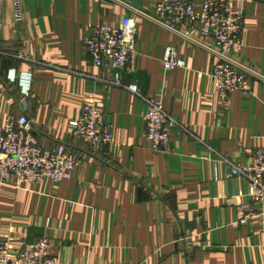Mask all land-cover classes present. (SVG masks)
<instances>
[{
  "label": "crops",
  "instance_id": "0c3cea01",
  "mask_svg": "<svg viewBox=\"0 0 264 264\" xmlns=\"http://www.w3.org/2000/svg\"><path fill=\"white\" fill-rule=\"evenodd\" d=\"M2 0L0 124L25 115L44 149L63 144L77 157L72 177L14 186L0 183V238L9 258L45 236L59 264H264V204L230 164L250 163L264 147V80L248 96L221 101L210 76L213 56L163 28L137 19L125 84L110 85L82 43L99 24L118 26L127 10L116 0ZM150 11L154 0H123ZM199 5L205 0H191ZM244 7L241 46L233 55L264 76V0ZM195 37L211 46L210 38ZM175 46L184 68L165 70ZM30 72L28 96L9 80ZM162 101L177 122L168 149L145 138L147 99ZM104 113L111 141L90 148L71 135L84 105ZM248 216L245 224L240 217Z\"/></svg>",
  "mask_w": 264,
  "mask_h": 264
},
{
  "label": "built area",
  "instance_id": "2783aa9c",
  "mask_svg": "<svg viewBox=\"0 0 264 264\" xmlns=\"http://www.w3.org/2000/svg\"><path fill=\"white\" fill-rule=\"evenodd\" d=\"M127 10L118 26L106 23L94 27L83 37L87 58L95 67L105 66L109 73L106 82L138 94L135 83L125 84L122 73L128 68L136 41L137 19L155 24L181 42L202 46L213 56L210 76L215 82L216 93L221 101H227L234 92L248 96L252 92L253 80H264V76L233 54L241 46L244 7L241 3L233 8L229 0H205L199 5L191 0H154L150 11L137 8L123 0H116ZM16 20L21 19V1L14 0ZM2 0H0V26ZM210 38L212 45L198 40ZM1 46V41H0ZM162 64L165 70L184 68L186 63L179 58L175 46L164 50ZM9 80L16 82L20 92L28 96L32 74L15 71ZM145 138L152 150L164 152L168 149L170 130L177 126L175 119L156 98L147 99V110L143 115ZM71 135L90 148L110 143L111 126L105 121L101 109L84 105L80 116L70 122ZM77 164L76 155L63 144L52 149L42 148L25 115L8 116L0 124V183L12 182L14 186L37 183L43 179L52 182L72 177ZM230 175L248 180L255 202L264 204V147L255 151L250 163L230 164ZM248 216L240 217L245 224ZM50 242L45 236L21 247L14 258H9L10 244L0 238V264H59L50 254Z\"/></svg>",
  "mask_w": 264,
  "mask_h": 264
}]
</instances>
